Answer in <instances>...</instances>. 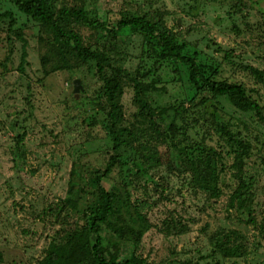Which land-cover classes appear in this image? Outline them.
<instances>
[{
  "label": "rangeland",
  "instance_id": "rangeland-1",
  "mask_svg": "<svg viewBox=\"0 0 264 264\" xmlns=\"http://www.w3.org/2000/svg\"><path fill=\"white\" fill-rule=\"evenodd\" d=\"M62 1L70 8L84 7L112 24L124 13L166 24L203 56L221 62L224 79L255 90L264 105V0ZM6 10H13L26 23L29 63L24 74L17 70L22 45L15 38L9 43V20H0V264H74L82 254H71L87 242L88 235L78 230L77 223H83L78 216H65L58 207L68 197L71 184L84 186L95 170L106 167L112 154L102 127L105 115L94 102L101 81L91 65L45 75L40 63L39 26L5 0L1 11ZM80 32L93 46L101 48L96 44L106 43L94 27L81 26ZM142 44L143 37L137 33L118 38L112 56L125 68L136 70ZM10 47L14 53L4 68ZM228 52L233 56L230 60L224 59ZM243 65L251 66L255 75ZM76 80L81 85L77 94ZM184 83L164 86V92L152 98L155 105L184 101ZM122 85L125 125L143 130L155 124L135 104L133 85L128 80ZM221 104L237 125L234 131L252 145L245 168L252 190L245 209L229 205L237 182L229 168L233 163L227 154L229 145L218 136L209 144L226 159L220 195L193 193L185 166L177 159L173 171L151 162L159 186L145 183L131 163L115 168L112 181L122 186L124 180L130 181L133 205L143 204L141 210L150 227L143 233L138 254L151 264H264V127L254 113L237 111L227 100ZM24 133L26 158L16 164L14 146ZM165 151L161 146L160 152ZM89 199H79L80 207ZM52 243L58 248L54 261L49 254ZM222 243L225 248L219 251ZM226 251L232 254L226 257Z\"/></svg>",
  "mask_w": 264,
  "mask_h": 264
},
{
  "label": "trees",
  "instance_id": "trees-1",
  "mask_svg": "<svg viewBox=\"0 0 264 264\" xmlns=\"http://www.w3.org/2000/svg\"><path fill=\"white\" fill-rule=\"evenodd\" d=\"M39 26L41 45L40 63L45 75L91 65L101 85L95 91L94 102L105 118L102 127L111 142L112 154L104 169L93 172L84 186L71 184L68 197L58 207L65 216H78L83 223L78 230L88 235L87 242L71 255L82 256L74 264H151L138 254L143 233L150 227L142 213V205H133L128 189L132 183H114L113 174L119 165L136 168L135 174L145 183L159 186L151 172L152 164L176 169V159L185 166L188 186L193 193L220 195V178L227 167L225 155L209 144L219 137L229 145L227 151L237 186L229 205L243 210L250 200L252 185L246 179V161L251 156L252 145L244 136L234 131L237 126L232 115L225 113L221 100H227L237 111L254 113L264 127V105L255 90L241 82H230L221 75L222 63L213 57L203 56L196 47L166 24L137 13H124L115 24L101 21L99 16L84 7L70 8L62 0H6ZM5 0H0V20L7 19L8 40L13 38L22 45L17 70L24 74L28 65L26 23L13 10L1 11ZM81 26L94 27L105 37L106 43L93 46L86 43ZM2 28H0L1 30ZM143 37L142 54L136 70H129L112 56L118 38L134 34ZM108 45V50L105 49ZM14 53L9 48L3 66ZM233 56L228 52L224 59ZM242 64V63H240ZM242 68L255 75L251 66ZM134 87V102L144 115L155 122L147 129L133 124L125 125L120 97L122 81ZM186 81L185 100L167 106L155 105L154 94L164 92V86ZM159 84H162L159 86ZM163 88V89H162ZM26 134L19 135L13 150V161L26 158ZM165 152H160V147ZM165 157V158H164ZM164 158L165 163L162 162ZM89 196V202L80 207L79 199ZM59 218L61 214H58ZM66 218V217H64ZM81 224V225H80ZM57 245L52 243L49 254L57 258ZM223 251L224 244L218 245ZM88 251V252H86ZM86 252V253H85ZM230 256L229 251L224 253ZM229 254V255H228ZM218 264V263H217Z\"/></svg>",
  "mask_w": 264,
  "mask_h": 264
},
{
  "label": "water",
  "instance_id": "water-1",
  "mask_svg": "<svg viewBox=\"0 0 264 264\" xmlns=\"http://www.w3.org/2000/svg\"><path fill=\"white\" fill-rule=\"evenodd\" d=\"M81 90L80 80L75 81V93L77 94Z\"/></svg>",
  "mask_w": 264,
  "mask_h": 264
}]
</instances>
